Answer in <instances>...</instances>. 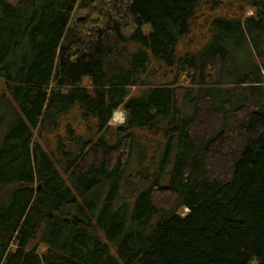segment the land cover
Returning <instances> with one entry per match:
<instances>
[{
	"label": "trees",
	"instance_id": "obj_1",
	"mask_svg": "<svg viewBox=\"0 0 264 264\" xmlns=\"http://www.w3.org/2000/svg\"><path fill=\"white\" fill-rule=\"evenodd\" d=\"M0 81V264H264V0H0Z\"/></svg>",
	"mask_w": 264,
	"mask_h": 264
},
{
	"label": "rangeland",
	"instance_id": "obj_2",
	"mask_svg": "<svg viewBox=\"0 0 264 264\" xmlns=\"http://www.w3.org/2000/svg\"><path fill=\"white\" fill-rule=\"evenodd\" d=\"M10 1H12L13 3H16L18 0H10ZM250 13H251V10L248 12V14H250ZM82 14L83 13H76L75 14V18L78 17V16H81ZM199 35L201 36V32L199 33ZM2 87H3V82L0 81V90L2 89ZM131 92L137 94L139 92V88L138 87H133V88H131ZM125 119H126L125 111L123 109H119V110L114 112L113 118H112L110 124L113 126V128H115L118 125H122L125 122ZM1 130L4 131V127L0 124V131ZM113 131H115V130H113ZM91 156L92 155L90 154V157ZM115 160L116 159L113 158V163H114ZM158 196L160 197V199H162V197H163V199H165L168 203L169 202L171 203V201H173V197H171V195H165V194L160 195L159 194ZM184 211L187 212V209H185ZM40 251L41 252L45 251V247L41 246Z\"/></svg>",
	"mask_w": 264,
	"mask_h": 264
}]
</instances>
